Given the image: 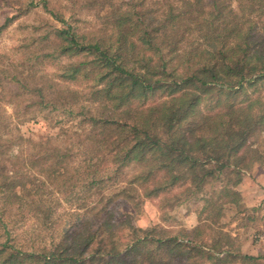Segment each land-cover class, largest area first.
Returning <instances> with one entry per match:
<instances>
[{"label":"trees","instance_id":"obj_1","mask_svg":"<svg viewBox=\"0 0 264 264\" xmlns=\"http://www.w3.org/2000/svg\"><path fill=\"white\" fill-rule=\"evenodd\" d=\"M88 3L99 27L80 32L43 1L61 27L37 51L23 45L18 67L0 74L18 121L35 120L37 107L45 120L62 114L82 128L75 143L24 139L0 110V264H198L203 252L211 264H263L218 220L225 205L243 211L236 189L264 166V0ZM60 59L56 74L40 72ZM182 186L161 205L201 202L212 220L173 234L109 216L116 201L139 213L145 199ZM63 204L69 221L59 231ZM30 219L31 238L20 241Z\"/></svg>","mask_w":264,"mask_h":264},{"label":"rangeland","instance_id":"obj_2","mask_svg":"<svg viewBox=\"0 0 264 264\" xmlns=\"http://www.w3.org/2000/svg\"><path fill=\"white\" fill-rule=\"evenodd\" d=\"M45 0H0V27L7 19L12 18L8 25L0 29V74L4 75L5 69L10 66L18 67L23 59L26 49H20L23 45H28V50L33 52L39 49L38 39L43 37L48 29L52 27L59 28L61 24L53 20L51 16L43 9ZM49 9L60 13L67 23L78 28L80 32H91L99 27V21L96 16L97 7L90 5L88 0H47ZM37 5L31 7L25 13L19 9H25L26 5ZM18 10L20 12H18ZM19 13V17L17 16ZM20 13H23L20 15ZM37 30V32H34ZM67 62L66 59H60L54 63L48 62L45 67L40 68V72H46L49 75L56 74L57 70ZM11 71L13 69H10ZM4 87L11 88L10 85L3 82ZM0 110L4 111L6 117H9L13 125L17 126L19 134L24 139L48 138L56 144L75 143L77 138L82 135V128L77 126V119H68L62 114H50L48 120L43 119L46 112H38L37 107L29 110L37 111L38 116L33 121L21 122L16 119L13 108L3 102V96H0ZM20 109L18 113H23ZM24 147V145H23ZM27 147V145H26ZM129 172L128 170H126ZM183 186L175 188L159 198L145 199L140 207V212L135 213L133 207L123 201H116L109 208V216L116 223H120L127 215L132 216L133 225L142 229H149L152 226L163 227L173 234L178 232H189L196 227H201L206 221L212 220L215 212L202 210V203L192 201L185 202L180 207L170 208L161 205L163 198L171 199L183 191ZM237 192L241 197V204L246 208L243 211L231 206H224L223 215L218 220V226L221 227L222 234H228L236 240V245H240V253L243 249L251 250L252 246L257 248L254 256H264V166L253 165L247 172L239 186ZM202 193L200 194V196ZM248 205V206H247ZM69 211V206L63 204L59 210L58 221L54 229L59 230L69 221L65 213ZM198 211L201 212L200 217ZM210 216V217H209ZM254 218L250 224L249 218ZM34 221L30 219L23 222V226L17 229L15 233H20V241L31 238L34 229ZM250 225V226H249ZM56 233L55 235L59 234ZM216 239L219 237L214 236ZM43 236L40 237V243H43ZM204 241H207L204 239ZM39 243V242H38ZM38 243L36 245H38ZM208 243V242H206ZM251 256V255H248ZM208 252L195 258L198 264H211L209 262ZM264 264V262H262ZM235 264V263H231ZM261 264V263H260Z\"/></svg>","mask_w":264,"mask_h":264},{"label":"crops","instance_id":"obj_3","mask_svg":"<svg viewBox=\"0 0 264 264\" xmlns=\"http://www.w3.org/2000/svg\"><path fill=\"white\" fill-rule=\"evenodd\" d=\"M247 206H248V205H247ZM250 249H251L250 251H249V250L247 251V248L243 249V253H244V254H247V255L254 256V254L257 253V248L254 247V246H252Z\"/></svg>","mask_w":264,"mask_h":264}]
</instances>
